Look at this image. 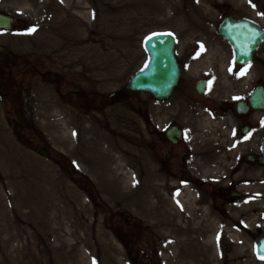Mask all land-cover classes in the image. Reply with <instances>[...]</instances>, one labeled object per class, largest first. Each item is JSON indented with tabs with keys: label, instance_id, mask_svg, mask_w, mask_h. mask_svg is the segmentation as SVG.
<instances>
[{
	"label": "rangeland",
	"instance_id": "obj_1",
	"mask_svg": "<svg viewBox=\"0 0 264 264\" xmlns=\"http://www.w3.org/2000/svg\"><path fill=\"white\" fill-rule=\"evenodd\" d=\"M164 1L84 0L82 9L91 22L95 14V22L100 24L104 20L102 14H139L140 20L135 22L140 28L137 41L118 49L122 57L113 60L99 59V51L106 52L109 48L101 47V42L96 43L99 41H94L97 37L82 44L86 46L94 43L98 46L96 58L78 59L80 53H75V58L67 54L66 40L62 33L64 30H60L55 39L47 31L36 34L35 27L45 22L42 14L46 13L39 9L45 8L46 2L0 0V10L15 19L11 30H0V64L3 58L13 60L20 57L28 64L36 60L38 69H50L55 78L71 71L73 80L96 84V91L108 95L123 88L131 75L146 64L148 55L143 40L153 32L174 33L178 39L180 62L188 66L191 52L197 49L196 44L201 40L208 42L212 36L216 37L215 28L224 16L245 15L264 26V0H243L237 3L231 0H179L181 5L191 3L197 6L199 2L203 3L204 7L200 6L199 12L194 10L188 16H172L175 12ZM58 14L65 15L67 19L66 12L58 11ZM72 14H78L77 7L72 10ZM29 29L34 31L29 32ZM21 35L23 40L18 39ZM92 35L94 37L95 34ZM24 40L30 43L22 44ZM63 53L66 55L62 56ZM256 62L264 65V44L260 47ZM30 80L33 84L32 92L29 93L32 109L28 113L12 114L4 110L0 95V198L4 200L0 208L3 212L0 214V264H148L146 254L138 253L146 248V244L150 246L154 237L147 238L145 235L140 242L135 243L138 252H133V240L128 242L125 220L131 215L145 230L146 223L149 224L159 249V235L161 239L166 238L160 234L164 227L161 225L173 223L180 208L177 206L178 196L167 194L171 187L166 184L168 188H165L160 184L162 179L159 174L147 173L143 136L140 135L143 120L138 115L130 114L125 103L82 113L73 106L67 107L47 80L39 75H33ZM139 95L142 98L148 96ZM153 106L160 115L164 111L170 113L168 107L160 112L158 103ZM181 113L186 114L184 108ZM14 118L23 121L22 128H14ZM62 120L75 136L71 150L62 145L64 136L60 139L54 134V140L46 128ZM169 120L166 118L159 123ZM85 128L89 132L86 135L80 134ZM93 130L98 135L95 142L100 147H97L100 153L89 148ZM110 135L117 136L118 144L127 149L128 168L125 171L129 175L132 171V176L138 181L132 187L109 182L110 176L106 174V169L113 166L110 163L114 153L105 147L112 139ZM43 148L50 149L49 154L42 152ZM96 156L98 162L93 168L82 165L83 157ZM100 167L102 182L87 171L96 172ZM16 194L17 201L11 202V196ZM161 200L164 202L163 208L173 210L168 212L170 218L160 213L159 220L165 223H159L158 229L150 222L152 220L144 217V212L154 204L161 209ZM148 201L155 202L148 204ZM167 239L176 241L175 245H169ZM167 239L163 245L167 261L161 262L163 257L160 258L154 252L155 264H178L174 257L181 254L186 258L193 257L189 241H180L177 237Z\"/></svg>",
	"mask_w": 264,
	"mask_h": 264
},
{
	"label": "flooded vegetation",
	"instance_id": "obj_2",
	"mask_svg": "<svg viewBox=\"0 0 264 264\" xmlns=\"http://www.w3.org/2000/svg\"><path fill=\"white\" fill-rule=\"evenodd\" d=\"M214 35L196 44L188 66L180 62V81L166 100L125 88L102 95L96 84L73 80L68 69L55 78L36 60L28 64L20 57L1 59V100L12 114L28 113L30 78L39 75L67 107L82 113L125 103L144 122L147 173L159 174L162 185L171 187L167 194L179 198L168 235L192 243L197 264H264V65L256 62L260 47L255 58L240 62L219 27ZM157 103L160 112L168 107L170 113L160 115ZM166 118L171 120L159 123ZM14 119L22 128L23 121ZM126 229L130 241L149 238L136 219ZM145 247L153 264L154 247Z\"/></svg>",
	"mask_w": 264,
	"mask_h": 264
},
{
	"label": "bare ground",
	"instance_id": "obj_3",
	"mask_svg": "<svg viewBox=\"0 0 264 264\" xmlns=\"http://www.w3.org/2000/svg\"><path fill=\"white\" fill-rule=\"evenodd\" d=\"M42 1L43 4L46 2V4L44 5L45 8H40L39 10L46 13V14H42L43 18L45 19V22L35 27L37 28L35 30L36 31L35 33L37 34L38 32L47 31L52 38L54 37L57 38L58 35L60 34L59 31L64 30L62 33H63V37L66 40V45H67L66 51L70 58H75V53L78 54L80 53L78 59L91 58V57L96 58V55H98V51H97L98 46H96L94 43H88L86 46H82L83 43L93 40V38L95 37L97 38L94 41L99 40L96 43L101 42L100 44L101 47L109 48L106 52L99 51L100 53L99 59L103 58V59L116 60L118 57H122L118 49L122 47L130 46L137 41L140 28H138L137 24L135 25V22L138 23V21L140 20V17L138 16L139 14L138 15L137 14H106V15L102 14L104 20H103V24H100L95 22L97 14H95V17L92 18V22H91L88 15L84 13V10L82 9L84 0H78V1L42 0ZM231 1L237 3V2H242L243 0H231ZM164 3L166 6L170 7L173 10V12H175V14H172V16H181L182 14H186L185 16H188V14H193L194 10L195 12L196 10L199 12V10H201L199 9L200 6H203L202 2H199L197 6L196 5L192 6L191 3L190 5H181L179 0H165ZM76 7L78 8V14H72V10L75 9ZM58 11L66 12L68 14L67 19H65V15L63 16V14H58ZM51 12L52 14H50ZM200 14L198 13L197 15ZM190 17L191 16L189 15V18ZM183 24H185V22H183ZM92 34H95L94 37ZM18 39L23 40L24 37L21 35L18 37ZM23 42L24 43L22 44L30 43V42L27 43V40H24ZM59 44L60 43L56 45ZM81 52L83 54H81ZM63 55H66V53H63L62 56ZM46 128L51 138L54 140H55L54 134L56 136H59L60 139H63L64 136L65 140L63 141L62 145L64 147L70 148L71 150V145L72 143H74L75 136H73L74 134H72L71 128L67 126V123L64 120L58 123H51L50 125H47ZM88 132L89 130L85 128L83 131L80 132V134L86 135ZM97 136L98 135L93 130L92 137L91 139H89V141L92 142V144L89 146V148L92 149L95 153H100L99 150L100 147L96 146V142H95ZM58 142H60V140H58ZM105 148L110 149L109 152L114 153L113 157L111 158L112 162L110 163L111 165L113 164V166L107 167L106 169L107 171L106 174L110 176L109 182H111L112 184L117 182L121 185H128V186L136 185L138 183L137 178L132 175H129L128 171H125L127 170L126 165L128 164L126 160L127 149L125 148V146L119 145L118 141L113 140L112 138L111 140H109V144ZM73 154L75 156V153ZM111 156L112 154L107 155V158H110ZM97 162H98V156L88 157V158L83 157L82 165L91 169L97 164ZM87 171L92 173L94 178H97L100 182H102L100 180L102 179L101 177L102 174L100 173V171H102V167H100L96 172H93L92 170H87ZM17 195L18 194L12 195L10 201L11 202H13V200L17 201L18 199ZM112 196L116 197L115 194H113ZM2 202H4V200H1L0 198V208H2L3 205ZM154 202L155 201H148V204H153ZM155 205L156 204H154L152 207H147L145 209L144 217L152 220L150 222H153L154 226L159 229V223H161V220H159L160 213L166 216L169 215L168 212H171L173 209L172 208L165 209L163 208L164 207L163 205H160L161 206L160 209L159 206H155ZM2 213L3 212L0 209V214ZM149 229L153 231L151 228ZM158 238L159 241L162 242L164 245V241L163 239H161L160 235ZM169 245H174V244L169 243ZM190 245H192V243H190ZM161 255L163 259L167 261L165 251H161ZM175 260L178 262V264H196L193 263L194 257L186 258L182 254L178 256V258H175Z\"/></svg>",
	"mask_w": 264,
	"mask_h": 264
},
{
	"label": "water",
	"instance_id": "obj_4",
	"mask_svg": "<svg viewBox=\"0 0 264 264\" xmlns=\"http://www.w3.org/2000/svg\"><path fill=\"white\" fill-rule=\"evenodd\" d=\"M244 20V19H243ZM13 19L0 14V28H10ZM222 27L223 34L235 45L237 59L246 62L250 59L264 38V31L250 20L235 21L228 19ZM258 30H257V29ZM247 31L254 36L247 35ZM155 34V35H153ZM149 35L144 46L149 55L147 67L137 72L128 84L133 91H149L157 98H164L173 91L179 81L180 70L175 55L176 37L169 32H157Z\"/></svg>",
	"mask_w": 264,
	"mask_h": 264
},
{
	"label": "snow or ice",
	"instance_id": "obj_5",
	"mask_svg": "<svg viewBox=\"0 0 264 264\" xmlns=\"http://www.w3.org/2000/svg\"><path fill=\"white\" fill-rule=\"evenodd\" d=\"M31 31H34V29H29V32H31ZM153 35H155V34H153ZM145 67H147V63L145 65ZM245 138H247V137H245ZM262 247H264V246H262Z\"/></svg>",
	"mask_w": 264,
	"mask_h": 264
}]
</instances>
